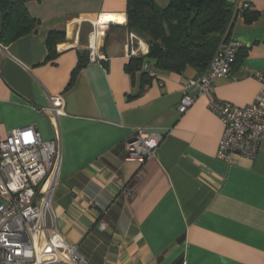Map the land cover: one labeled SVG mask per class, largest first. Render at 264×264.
Here are the masks:
<instances>
[{
	"label": "crops",
	"instance_id": "0c3cea01",
	"mask_svg": "<svg viewBox=\"0 0 264 264\" xmlns=\"http://www.w3.org/2000/svg\"><path fill=\"white\" fill-rule=\"evenodd\" d=\"M226 2L248 3L256 14L233 27L243 57L184 114L177 110L184 85L203 73L151 64L128 72L130 59L145 56L148 46L125 28L126 0L29 1L38 26L2 46L0 137L33 127L42 141L58 140L38 224L76 245L84 264H264V140L253 160L217 159L223 126L207 106L244 107L264 92V78L256 77L264 74V0ZM98 18L110 25L102 63L89 61L87 50ZM51 31L64 37L46 61ZM81 58L87 62L68 87ZM56 100L60 114L50 119L43 109ZM141 129L162 141L153 158L128 161L126 143Z\"/></svg>",
	"mask_w": 264,
	"mask_h": 264
},
{
	"label": "built area",
	"instance_id": "2783aa9c",
	"mask_svg": "<svg viewBox=\"0 0 264 264\" xmlns=\"http://www.w3.org/2000/svg\"><path fill=\"white\" fill-rule=\"evenodd\" d=\"M248 10V3L235 7L234 24ZM109 26L92 24L87 36L89 61H106L100 47ZM232 31L217 47L205 73L184 85L177 108L180 114L199 97L213 93L217 78L230 76L240 49ZM256 77L261 81L264 74L258 73ZM207 106L223 126L216 158L227 164L236 163V158L253 160L264 140V92L244 107L214 100ZM59 107L56 100L43 112L53 119L60 114ZM161 141L159 134L137 131L126 143V159L144 163L154 157ZM58 146L57 139L42 141L33 127L16 129L0 137V264H84L76 245L64 242L55 229L38 224L42 213L39 198L55 169ZM97 227L101 232L107 229L103 220Z\"/></svg>",
	"mask_w": 264,
	"mask_h": 264
},
{
	"label": "trees",
	"instance_id": "16d2710c",
	"mask_svg": "<svg viewBox=\"0 0 264 264\" xmlns=\"http://www.w3.org/2000/svg\"><path fill=\"white\" fill-rule=\"evenodd\" d=\"M29 1L40 0H0L2 46L35 31L39 21L27 10ZM248 11L243 13L244 19L254 20L256 14ZM125 16L127 31L142 38L148 46L145 56L130 59L128 72L151 64L157 71L180 74L190 67L204 74L217 47L233 29L235 11L226 0H168L165 7L154 0H126ZM63 37L59 31L48 33L46 61L56 56L55 45ZM242 57L237 54L235 64ZM86 62V58L78 61L68 87Z\"/></svg>",
	"mask_w": 264,
	"mask_h": 264
},
{
	"label": "bare ground",
	"instance_id": "6f19581e",
	"mask_svg": "<svg viewBox=\"0 0 264 264\" xmlns=\"http://www.w3.org/2000/svg\"><path fill=\"white\" fill-rule=\"evenodd\" d=\"M97 24H99V25H104V24H108V19H104L103 18V21H102V19L101 18H98V22H97Z\"/></svg>",
	"mask_w": 264,
	"mask_h": 264
}]
</instances>
